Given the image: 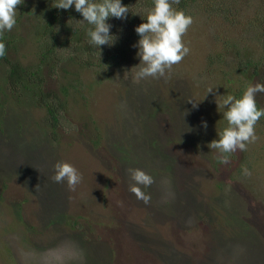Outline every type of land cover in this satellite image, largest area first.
Here are the masks:
<instances>
[{
  "label": "rangeland",
  "instance_id": "obj_1",
  "mask_svg": "<svg viewBox=\"0 0 264 264\" xmlns=\"http://www.w3.org/2000/svg\"><path fill=\"white\" fill-rule=\"evenodd\" d=\"M38 1L17 7L22 20L9 54L24 66L39 64L32 27ZM261 1L252 8L242 0L224 20L257 16ZM27 3L34 16L20 12ZM222 25L195 20L187 40L201 61L188 53L165 77L134 79L141 58L133 42L121 49L116 69L101 54L87 55L94 62L79 72L70 64L45 69L46 100L68 88L57 130L43 107L16 100L7 65L0 66V264H264V117L257 141L232 152L228 163L207 146L218 129L211 105L222 93L200 71L211 50L208 32ZM242 38L237 31L235 43L248 47ZM75 79L76 89L69 84ZM160 84H168L170 98ZM256 97L264 107V95ZM57 162L82 174L74 189L53 181ZM135 168L153 178L140 186L148 203L129 191L128 169Z\"/></svg>",
  "mask_w": 264,
  "mask_h": 264
},
{
  "label": "trees",
  "instance_id": "obj_2",
  "mask_svg": "<svg viewBox=\"0 0 264 264\" xmlns=\"http://www.w3.org/2000/svg\"><path fill=\"white\" fill-rule=\"evenodd\" d=\"M242 0H178L173 3V7L177 10H184L186 14H190L195 20H204L207 25L216 27L217 24H223L214 32H208L210 37V51L207 52L204 61L203 74L200 71V77L204 80L206 76L213 88H219L222 93L221 97L227 94H232L236 98H240L244 92L246 82L264 83V0L261 1L257 16L224 20L226 14H235L241 7ZM252 8L257 4V0H251ZM39 14L32 21H36L32 27L36 31L35 41L38 44L36 53L39 58L37 66H24L15 59L10 58L9 52L12 48V43L17 45V38L13 35V30L21 23L22 17L17 16V23L11 31L5 32L3 41L6 45L4 56L0 57V66L7 65L8 73L6 85L8 89H12L14 97L18 102L24 101L26 104H35L41 106L47 114V123L52 129L57 130L60 126V121L64 120V114L67 113L65 101L69 96L66 94L67 87H63L60 95L57 92H52L48 95V100L42 87L45 84L44 70L51 68L54 72L56 66L62 67L67 64L74 66L78 72L86 65H91L94 61L87 62V55L95 56L104 55V60L108 67L116 69L117 66L124 62V56L121 49L133 43H138L141 37L135 32V28L146 20L149 10L153 7V0H123V4L129 6L130 12L126 20L111 18L108 23L112 25L110 35L115 37V42L111 46H100V52L94 46L89 44L87 29L90 25L79 24L82 16L73 8L69 10L56 9L53 7V0H39ZM32 4L21 7L23 14L34 16ZM251 9V6L250 8ZM240 11V10H239ZM35 15H37L35 13ZM68 19V24L64 20ZM227 19V18H226ZM190 28V26H189ZM187 30L183 36V41L188 45L187 37L189 38L190 30ZM240 31L243 38L242 41L251 44L247 47L242 46L239 42L235 43L236 33ZM244 33V34H243ZM248 36V39L246 38ZM12 38V39H10ZM242 49H238L237 47ZM193 51H189V59L192 62L198 61V56ZM187 57V56H186ZM193 57V58H192ZM186 59V58H185ZM184 59L182 60V62ZM201 61V60H199ZM103 67V66H102ZM105 77L112 78V72L103 68ZM107 71V72H106ZM234 72V74H232ZM168 75V74H167ZM242 77H238V76ZM101 76V77H104ZM245 80V81H244ZM4 80L0 77V83ZM179 95L180 81L174 80ZM71 84L72 88L78 87L77 80ZM70 86V85H69ZM81 86V84H80ZM168 84H160L158 89L163 96L170 98L172 96L167 88ZM184 92L182 93L183 97ZM39 96L42 103L36 102L34 96ZM264 93H260L262 97ZM177 98V97H174ZM181 97L178 96L177 99ZM258 106L262 107L260 101L256 97ZM213 122L218 129L214 132L212 140L218 139V133L227 127V121L222 120L218 112H224L225 109L218 108V104H212ZM52 121V122H51ZM260 121V120H259ZM258 121V123H260ZM94 123V122H93ZM95 124V123H94ZM262 127V125H261ZM99 140V134H95ZM211 140V141H212ZM100 141L96 142L99 145ZM233 153L228 154V156ZM219 161V160H218Z\"/></svg>",
  "mask_w": 264,
  "mask_h": 264
},
{
  "label": "clouds",
  "instance_id": "obj_3",
  "mask_svg": "<svg viewBox=\"0 0 264 264\" xmlns=\"http://www.w3.org/2000/svg\"><path fill=\"white\" fill-rule=\"evenodd\" d=\"M175 2L178 0H153V7L146 20L143 19L145 22L135 28V32L141 37L137 45L141 64L131 69H138L134 73L136 81L147 77H165L166 69H171L189 53L182 38L193 23V18L184 10L174 8L172 5ZM21 3L22 0H0V57L4 56L6 50L3 34L16 25L17 7ZM53 7L62 10L74 7L83 18L78 23L92 26L87 29L89 44L99 52L100 46H111L115 42V37L110 35L112 25L108 21L111 18L126 20L130 12L129 6L124 5L123 0H53ZM213 90L209 88L207 95ZM258 93H264V83H249L240 98L232 94L218 97V108L225 109L223 119L227 121V127L218 133V139L212 140L207 146L219 153L217 159L220 163H228V154L237 149L246 150L249 143L257 141L256 125L264 117V107L257 104ZM188 103H192L193 108L199 104L195 100H189ZM204 127H207L206 123ZM54 168L53 181L66 182L69 189H74L83 178L70 163L57 162ZM128 171L134 182L129 191L148 203L150 195L142 191L140 186H150L153 178L139 168Z\"/></svg>",
  "mask_w": 264,
  "mask_h": 264
}]
</instances>
